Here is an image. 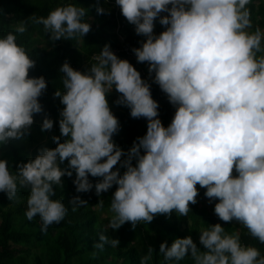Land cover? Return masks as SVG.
<instances>
[{
  "label": "clouds",
  "instance_id": "9594fccd",
  "mask_svg": "<svg viewBox=\"0 0 264 264\" xmlns=\"http://www.w3.org/2000/svg\"><path fill=\"white\" fill-rule=\"evenodd\" d=\"M116 3L136 33L145 37L141 46L119 56L105 43L86 70L63 63V87L54 93L64 105L60 135L53 136L56 146L41 149L15 169L0 158V192L18 201L21 190L27 189L25 215L30 220L38 215L46 232L69 212L63 198H55L65 175L75 172L76 193L95 188L101 210L102 193L117 185L108 224L94 244L104 249L120 244L108 234L109 228L119 229L125 222L135 228L158 214L187 216L190 203L197 202L199 184L209 202L217 201L219 218L238 221L264 244V27L252 19V0ZM96 9L106 11L99 4ZM88 12L77 0H64L47 15L19 20L0 35V145L24 138L34 114L44 111L39 98L48 81L44 75H29L37 61L31 48L20 42V34L31 22L42 24L52 41L83 43L92 28ZM157 18L165 26L159 34L154 31ZM123 54L134 62L135 55L139 62H148L149 74L154 72L153 80L176 107L167 126L151 83L129 59L121 58ZM113 89L120 93L115 103L128 106L133 117L147 118L146 133L127 150L113 138L121 127L108 99ZM53 126V118L44 116L41 128ZM118 163L123 173L121 167L114 169ZM90 174L101 179L93 181ZM69 203L76 211L88 200L73 195ZM199 232L203 248L190 234L170 245L161 242L160 264H181L186 257L192 264H264V252L244 243L240 229L226 231L216 222L202 225ZM153 253L150 245L140 264H152Z\"/></svg>",
  "mask_w": 264,
  "mask_h": 264
},
{
  "label": "trees",
  "instance_id": "16d2710c",
  "mask_svg": "<svg viewBox=\"0 0 264 264\" xmlns=\"http://www.w3.org/2000/svg\"><path fill=\"white\" fill-rule=\"evenodd\" d=\"M64 0H0V35L12 29V25L19 20L27 19L32 15H47L48 12ZM89 9L92 28L85 35L84 42L60 38L52 41L50 33L44 31L43 25L29 22L28 31L20 34V42L31 48V55L36 59V65L30 69V76L44 75L48 81L47 89L39 98L44 111L34 114L35 120L30 132L24 138L13 139L8 144L0 145L1 158H7L10 166L15 169L20 161L34 158L41 149L55 147L54 135H60L59 118L60 109L64 107L60 98L54 93L62 88L61 68L67 60L73 67L86 70L94 55L100 51L105 43H110L112 49L122 47L123 44L133 47L141 46L144 36L134 31V24L130 23L122 14L116 0H77ZM103 6L106 11L97 12L96 5ZM252 19L264 27V0H252ZM165 26L157 18L154 31L159 34ZM120 35L124 38L120 40ZM142 37H144L142 39ZM124 55V54H123ZM121 58H127L124 55ZM129 59L141 72L143 78L151 83L152 94L159 102V116L167 126L176 111V107L169 101L165 93L153 80L154 72L150 75L143 71L133 59ZM148 62L145 61V68ZM120 93L113 89L108 99L110 106L120 120L121 127L114 134V140L125 150L129 149L138 136L147 131L146 117H133L130 108L115 103ZM54 120L50 130H43L41 124L44 116ZM63 140L64 137L62 136ZM143 151V150H142ZM123 159V157H122ZM66 163V162H65ZM135 163V160L133 161ZM63 166V165H62ZM121 167L118 163L114 166ZM125 169L121 167V173ZM73 176L63 177L64 185L57 186L55 198H63L69 207L65 219L59 223L49 225L47 231L41 230V220L37 215L28 219L25 215L27 208L28 190H21L20 199L9 200L4 192H0V264H140V256L147 252L148 247H154L152 264H160L162 254L159 253L160 243L167 240L170 245L176 237L192 235L198 246L201 226L208 223L220 222L226 231L241 230L244 243L255 244L264 252V244L247 233V229L238 221H223L214 211L216 200L212 206L203 203L206 188L197 184L200 189L197 202L190 203L192 210L187 216H177L175 212L169 218L167 214H158L150 222H141L135 228L131 222H125L119 229H108V234L119 238L120 244L113 247L106 244L104 249H96L94 244L99 240V232L108 224L111 213L109 205L112 195L117 187L102 193L104 208L98 209L96 204L100 197L96 195L95 188L90 192L76 193ZM93 181L101 179L90 174ZM73 195H80L88 200V204L72 211L69 203ZM181 264H192L186 257Z\"/></svg>",
  "mask_w": 264,
  "mask_h": 264
},
{
  "label": "rangeland",
  "instance_id": "374dc122",
  "mask_svg": "<svg viewBox=\"0 0 264 264\" xmlns=\"http://www.w3.org/2000/svg\"><path fill=\"white\" fill-rule=\"evenodd\" d=\"M134 31H135V25H134ZM136 32V31H135ZM138 34V33H137ZM144 37H142L143 39ZM134 59H136V62L135 64H138L141 68L143 67V69L147 72V74L149 75V65L147 64V68H145V62H139L136 58V55L134 56ZM90 65V64H89ZM1 153H2V150H0V158H1ZM203 203L207 204L208 206H212V202H209V198L206 197L203 199Z\"/></svg>",
  "mask_w": 264,
  "mask_h": 264
},
{
  "label": "built area",
  "instance_id": "2783aa9c",
  "mask_svg": "<svg viewBox=\"0 0 264 264\" xmlns=\"http://www.w3.org/2000/svg\"><path fill=\"white\" fill-rule=\"evenodd\" d=\"M117 55H121L122 53H130V47L128 44H123L122 47H116L113 49Z\"/></svg>",
  "mask_w": 264,
  "mask_h": 264
}]
</instances>
